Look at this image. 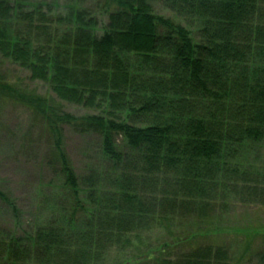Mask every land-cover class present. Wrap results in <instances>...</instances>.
Returning a JSON list of instances; mask_svg holds the SVG:
<instances>
[{"label": "trees", "instance_id": "obj_1", "mask_svg": "<svg viewBox=\"0 0 264 264\" xmlns=\"http://www.w3.org/2000/svg\"><path fill=\"white\" fill-rule=\"evenodd\" d=\"M167 1L198 21L196 38L151 0H106L102 19L74 4L0 0V67L18 63L54 93L0 68V113L30 111L59 177L41 221L0 231V264H264L252 249L259 231L235 228L241 238L223 220L238 202L264 206V167L242 159L264 141V0ZM67 128L101 137L104 169L77 175ZM0 201L17 220L2 188Z\"/></svg>", "mask_w": 264, "mask_h": 264}, {"label": "rangeland", "instance_id": "obj_2", "mask_svg": "<svg viewBox=\"0 0 264 264\" xmlns=\"http://www.w3.org/2000/svg\"><path fill=\"white\" fill-rule=\"evenodd\" d=\"M35 1L56 3L62 11L68 8V4H74L88 9L100 19L103 18L102 11L106 7V0ZM151 3L157 14L171 17L188 26L196 38L198 21L177 14L167 0H151ZM0 68L7 80L19 82L40 94L54 96L47 82L31 79L30 72L18 63L3 61ZM62 103L65 110L77 115L95 112V110L82 105ZM0 114L2 122V127H0V188L12 197L19 210L16 220L10 206L0 201V231L12 229L17 225V221L20 223L17 229L21 231L34 227L37 222L42 220L43 215H47L46 208L51 203L53 204L52 196L56 192L48 184L51 182L56 184L59 177L56 176L54 169L45 162L46 142L44 138H41L39 123L34 120L30 111L20 105L8 104ZM100 142L101 137L98 135H80L69 128L66 129L65 148L79 177L90 175L92 170L99 166L104 169V165L108 164L103 160ZM118 144L123 150H126L120 138ZM246 148L245 151L242 150L245 166H253L257 163L264 167V141L259 146L251 144ZM49 199L50 202H48ZM218 214L220 213L218 212ZM223 218L231 234L235 236L242 234L241 238H247L245 232H237L238 230L235 228L243 230L251 226L259 231L253 238L252 249H264V206L246 205L238 202ZM248 240H250L249 236ZM244 241V239L234 240L235 249H239ZM113 259H115L114 255H112Z\"/></svg>", "mask_w": 264, "mask_h": 264}]
</instances>
